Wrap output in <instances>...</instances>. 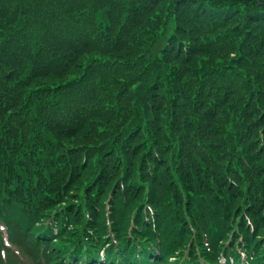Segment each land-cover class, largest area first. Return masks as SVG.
<instances>
[{
    "label": "trees",
    "instance_id": "16d2710c",
    "mask_svg": "<svg viewBox=\"0 0 264 264\" xmlns=\"http://www.w3.org/2000/svg\"><path fill=\"white\" fill-rule=\"evenodd\" d=\"M23 1L22 5L27 6L32 0ZM89 1L94 12L103 7L98 0ZM114 1L121 6V12L106 16L94 39L75 43L67 37L66 28L71 26L66 17L61 19L60 14H52L45 7L39 13L35 8L30 14H21L11 1L13 7L0 14V78L6 77L1 83L10 87L8 85L15 79L13 73L22 70L28 73L32 67H37L40 72L25 86L24 94L29 93L25 106H10L0 99V134H3L5 123H10L24 139L37 140L59 156L60 167L54 162L50 165L53 171L58 168L61 173L55 177V185L51 188L59 199L53 205L52 213L59 210V205L73 208L85 204L97 211L99 221H103L105 201L113 192L111 221L119 241L134 247L132 240L137 239L145 249L151 250L154 246L166 261L158 259L156 264H168L171 255L178 256V261L171 264H193L189 262L191 256L187 255L196 250L205 255L212 254L204 242L207 237L210 243H216L210 235L212 227L224 229L221 239L225 241L242 214L253 220L262 235L264 218H259L264 217V58L259 61L258 56H264V0ZM241 1L249 4H240ZM159 3H169L177 12L179 23L175 30L170 23L163 26L164 21L153 32L149 27H143L138 31L141 52L133 60L113 57L127 45L134 30L149 20L153 6ZM233 15L238 21H233ZM203 18L210 20V30L197 24V20ZM251 20L260 21V33H256V29L250 31L248 26L254 27ZM150 22L156 25L159 18ZM72 23L74 29H81L77 21ZM28 25L30 27L23 33ZM7 40L16 46L9 45L5 50L1 46ZM41 40L49 41L51 45H44ZM38 41L45 49L42 55L34 54L31 48ZM178 42L182 50L175 54V49L168 47L177 46ZM27 44L30 46L26 47ZM235 47L236 54L225 64L203 67L208 57L222 56ZM259 47L262 53L257 54ZM46 54L51 58H46ZM231 71L241 72L254 84L243 100L239 103L234 100L232 104L225 101L214 112L207 109L213 102L205 103L197 115L206 120L205 131L180 135L178 109L174 107V112L170 109L173 101L167 94L170 90L168 80L178 79L176 90L184 88L182 80L186 77L193 80L196 87L200 85L201 91L211 84V76L225 77L234 87ZM110 72L115 73L114 83L97 92V105L92 109L97 112L90 119V122L94 119V125H87L74 96L75 82L81 75L103 76ZM234 96L241 99L243 95L235 93ZM131 119L148 126L156 135L154 141L142 146L134 143L132 126L138 124ZM172 127L179 135L173 133ZM221 138L226 142L222 143ZM151 146L161 155L172 150L174 155H200L204 151L218 154L224 167L226 186L221 185L223 182L214 184L210 181L195 189L219 208L218 217L199 221L187 213L185 205L174 211L170 200L164 199V191L174 195L164 183L169 178L168 172L158 173L166 166L161 160L157 161L153 151L149 153ZM100 147H103L101 154L97 152ZM90 149L96 151L98 159L89 154ZM141 151L154 165L140 161ZM0 152L13 154V157L0 156V193L18 184L2 164L14 165L21 155H26L31 163L42 168V158H47L45 154L41 156L44 153L42 146H26L19 141L8 146L1 142ZM83 154L86 155L81 157ZM166 165L170 167V161ZM228 175L234 183L229 182ZM175 189L184 194L186 202L190 190L177 185ZM250 194L257 195L254 205H258V212L249 204ZM146 205L152 207L154 218L163 226L148 227L144 219L147 217ZM130 222H135L133 236L128 234ZM102 226L105 229V222ZM144 228L147 231H143ZM242 230L248 239L245 223ZM23 239L24 246L29 247ZM34 255L39 258L36 250ZM47 258L49 261V256Z\"/></svg>",
    "mask_w": 264,
    "mask_h": 264
},
{
    "label": "rangeland",
    "instance_id": "374dc122",
    "mask_svg": "<svg viewBox=\"0 0 264 264\" xmlns=\"http://www.w3.org/2000/svg\"><path fill=\"white\" fill-rule=\"evenodd\" d=\"M224 1V0H222ZM226 2V1H225ZM196 3V2H194ZM249 4V2H245V1H241L240 4ZM176 15L177 12L174 11L172 9V6L168 4H156L153 6L152 11L150 12V17L149 20L145 23H143L140 28H136L134 30V32L132 33L127 45H125L123 48H121L120 50H118L117 53L113 54V57H117L120 59H129V60H133L142 50V47L139 43V36H141V34H138V31L143 28V27H149L151 29V32H153L159 25V23H163L162 21L166 22L163 24L167 25L168 23H170V26L175 30V26L178 25V20L176 19ZM159 18V22L158 24L154 25L150 22L151 19L153 18ZM168 18V20H167ZM181 18V17H180ZM233 19V21L235 20L238 21V17L236 15H233L231 17ZM232 21V23H233ZM251 25L253 24L254 27L248 26L250 28V31L253 32L254 29H256V33H260V28L258 27L260 21H250ZM231 23V24H232ZM234 25V23H233ZM189 30V29H188ZM139 35V36H138ZM133 44V46H131ZM257 47V45H256ZM236 47L232 48V50H227V52L225 54H223L222 56H215V57H208L209 59H206V61L203 64V67L207 68L210 67L212 65H216V64H225L226 62H228L229 58L234 57V53L236 54ZM262 51V49H260V47L258 48V52L257 54H259ZM262 53V52H261ZM198 58V56H196ZM220 57V58H219ZM264 58V56H262L261 54L258 56V60L261 61ZM200 66V65H199ZM16 259H14L12 264H19L15 261ZM30 264H33L30 262Z\"/></svg>",
    "mask_w": 264,
    "mask_h": 264
}]
</instances>
